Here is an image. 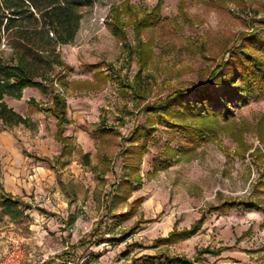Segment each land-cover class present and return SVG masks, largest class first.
<instances>
[{
    "label": "rangeland",
    "instance_id": "374dc122",
    "mask_svg": "<svg viewBox=\"0 0 264 264\" xmlns=\"http://www.w3.org/2000/svg\"><path fill=\"white\" fill-rule=\"evenodd\" d=\"M262 18L264 0H95L82 9L73 43L58 48L65 89L57 91L73 146L67 165L46 112L51 96L25 89L4 100L34 125L0 123V191L30 207L11 226L0 212V227L22 241L24 264H165L205 248L222 251L199 262L264 264V213L218 210L231 200L264 208V91L224 105L228 87H204ZM143 19L137 40L134 22ZM251 53L264 64V53ZM9 57L0 45V58ZM175 92L191 106L220 110L211 130L201 136L198 120L155 115L154 132L137 141L138 164L127 140L148 128L143 108ZM130 210L127 220L116 218ZM201 217L193 237L156 245Z\"/></svg>",
    "mask_w": 264,
    "mask_h": 264
},
{
    "label": "trees",
    "instance_id": "16d2710c",
    "mask_svg": "<svg viewBox=\"0 0 264 264\" xmlns=\"http://www.w3.org/2000/svg\"><path fill=\"white\" fill-rule=\"evenodd\" d=\"M95 0H0V45L10 50L7 60L0 58V123L6 130L23 126L27 129L34 128L33 123L26 117L16 113L5 103V98L19 100L25 89H35L42 95L51 96L49 112L56 120V140L60 144V157L71 155L73 146L71 138L64 136L66 118V101L57 88L65 89L64 69L58 48L72 44L82 20V9L90 7ZM134 22V31L138 34L143 22ZM115 23V21H114ZM259 31L252 30L249 35L240 41L237 47L229 49V57L221 61L208 74L204 87L211 85L224 86L230 89L227 94L220 93L221 103L237 102L248 95H254L264 91V64L252 51L264 53V18L256 22ZM117 26V25H115ZM115 26H111V32L116 34ZM140 42V41H138ZM197 90V89H196ZM186 91H189L188 89ZM183 92H175L163 101L146 105L143 110L148 116L146 123L148 128L136 127L132 130L128 142L135 144L140 161V151L144 148L137 141H146L154 132L153 117H169L171 119L198 120L203 132L210 131L212 122L217 114L211 113L201 107L191 106L182 97ZM190 135L196 134L192 126ZM103 133V129H96ZM199 132V133H200ZM141 146V147H140ZM176 153L177 151H172ZM86 156V155H85ZM261 177L264 178V172ZM137 199L133 204H137ZM264 213V208L257 202L251 201H227L222 203L218 210L239 209ZM24 209H30L21 200L9 194L0 192V212L13 222L19 221ZM132 215V210L116 215L120 220H127ZM115 218V216H114ZM204 218L198 219L189 229L177 231L173 229L167 237L156 240V245L174 244L179 240L191 238L201 229ZM121 240V239H120ZM222 249H201L193 260L185 257H166L165 264H207L199 262L201 256H218Z\"/></svg>",
    "mask_w": 264,
    "mask_h": 264
},
{
    "label": "built area",
    "instance_id": "2783aa9c",
    "mask_svg": "<svg viewBox=\"0 0 264 264\" xmlns=\"http://www.w3.org/2000/svg\"><path fill=\"white\" fill-rule=\"evenodd\" d=\"M25 261L22 241L0 233V264H24Z\"/></svg>",
    "mask_w": 264,
    "mask_h": 264
},
{
    "label": "crops",
    "instance_id": "0c3cea01",
    "mask_svg": "<svg viewBox=\"0 0 264 264\" xmlns=\"http://www.w3.org/2000/svg\"><path fill=\"white\" fill-rule=\"evenodd\" d=\"M0 192H3V193H5L3 190H1ZM5 194H9V193H5ZM9 195H11V194H9ZM12 196V195H11ZM15 198V197H14ZM5 218V220L7 219V220H9L8 221V225L9 226H11L12 224L10 223V219H8L6 216L4 217ZM0 233H3V234H5V232L2 230V228L0 227Z\"/></svg>",
    "mask_w": 264,
    "mask_h": 264
}]
</instances>
